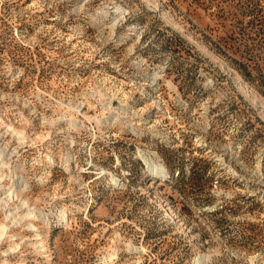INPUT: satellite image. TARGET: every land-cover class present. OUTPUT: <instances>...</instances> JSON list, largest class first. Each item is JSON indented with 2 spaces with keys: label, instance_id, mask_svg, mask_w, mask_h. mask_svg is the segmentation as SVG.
Instances as JSON below:
<instances>
[{
  "label": "rangeland",
  "instance_id": "374dc122",
  "mask_svg": "<svg viewBox=\"0 0 264 264\" xmlns=\"http://www.w3.org/2000/svg\"><path fill=\"white\" fill-rule=\"evenodd\" d=\"M0 148V264H264V0H0Z\"/></svg>",
  "mask_w": 264,
  "mask_h": 264
},
{
  "label": "bare ground",
  "instance_id": "6f19581e",
  "mask_svg": "<svg viewBox=\"0 0 264 264\" xmlns=\"http://www.w3.org/2000/svg\"><path fill=\"white\" fill-rule=\"evenodd\" d=\"M7 152V148H0V157L1 156H4L5 155V153ZM8 153V152H7ZM6 164V163H5ZM164 164H160L159 165V169L158 170H160L161 172H159V171H157V173L158 174H163L164 173V170H165V167L163 166ZM153 171H154V169H153ZM23 186V183H16V187H15V189L17 188V187H22ZM13 187V186H12ZM11 188V187H10ZM15 189H13V190H11L10 192L11 193H9L7 196H6V199L8 198V200H10L11 198H12V196L13 195H15V193L17 192ZM8 203V201L7 202H5V204H7ZM26 205V207H24L25 208V210L27 209V213H26V215L25 216H20L19 215V212L20 211H17V212H10L9 214H7V218L8 219H10V221H11V219H14L15 221H19L20 219L22 220L24 217H31V218H39L40 216H43V212L41 211V212H39L38 214H37V211L36 210H34V209H28L30 206H29V204H28V201H24L23 202V205ZM2 205V204H1ZM7 205H9V204H7ZM6 205V206H7ZM6 209H8V208H6ZM29 227H35V225L33 224V223H29ZM7 229V225H3V227L1 228V230H0V240L2 239V237L4 236V231Z\"/></svg>",
  "mask_w": 264,
  "mask_h": 264
}]
</instances>
